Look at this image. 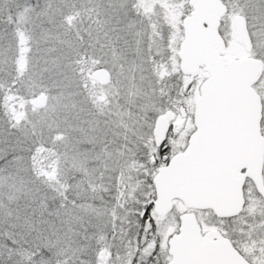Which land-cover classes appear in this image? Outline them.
I'll return each mask as SVG.
<instances>
[{"label":"snow or ice","instance_id":"1","mask_svg":"<svg viewBox=\"0 0 264 264\" xmlns=\"http://www.w3.org/2000/svg\"><path fill=\"white\" fill-rule=\"evenodd\" d=\"M0 264H264V0H0Z\"/></svg>","mask_w":264,"mask_h":264}]
</instances>
